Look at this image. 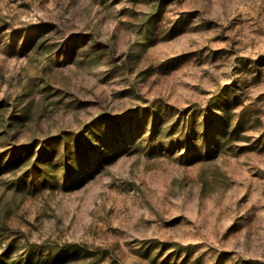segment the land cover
I'll list each match as a JSON object with an SVG mask.
<instances>
[{
  "label": "rangeland",
  "instance_id": "1",
  "mask_svg": "<svg viewBox=\"0 0 264 264\" xmlns=\"http://www.w3.org/2000/svg\"><path fill=\"white\" fill-rule=\"evenodd\" d=\"M214 99L215 145L113 154L110 121ZM93 122L88 164L1 165L0 264H264V0H0V154Z\"/></svg>",
  "mask_w": 264,
  "mask_h": 264
},
{
  "label": "trees",
  "instance_id": "2",
  "mask_svg": "<svg viewBox=\"0 0 264 264\" xmlns=\"http://www.w3.org/2000/svg\"><path fill=\"white\" fill-rule=\"evenodd\" d=\"M160 8L159 12H161ZM151 21H153L152 15H149L144 25ZM216 101V99L212 100L207 110L197 107L177 110L159 103L151 108L136 111L121 121H110L113 132L109 142L114 148L113 154L121 146L127 149L134 145L139 136L141 138L146 133L149 150L155 146L183 149L186 146L197 148L198 143L207 146L215 145L217 138L221 135L219 126L226 123V114L230 109L228 103L216 105ZM145 121L150 122L149 130L144 127ZM213 121L217 122L215 126L212 125ZM11 126L13 123H9L8 127ZM102 144L100 126L97 122H93L79 132L63 133L61 136L46 139L40 144L23 145L0 154V167L3 164L4 168L9 170L23 168L30 163V172L44 174L52 164L64 163L71 154H75L78 159L88 164V155L95 152L97 148H101ZM98 162L102 163L101 157ZM27 177L26 174L14 179L11 188L17 192L23 190V186L27 184Z\"/></svg>",
  "mask_w": 264,
  "mask_h": 264
}]
</instances>
